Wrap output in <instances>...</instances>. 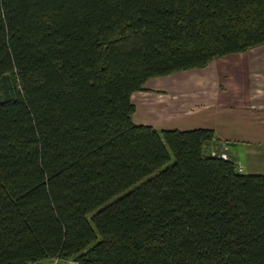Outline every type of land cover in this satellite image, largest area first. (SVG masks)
Returning a JSON list of instances; mask_svg holds the SVG:
<instances>
[{
  "label": "trees",
  "instance_id": "obj_1",
  "mask_svg": "<svg viewBox=\"0 0 264 264\" xmlns=\"http://www.w3.org/2000/svg\"><path fill=\"white\" fill-rule=\"evenodd\" d=\"M260 45L264 0H0V264H264V175L131 101Z\"/></svg>",
  "mask_w": 264,
  "mask_h": 264
},
{
  "label": "crops",
  "instance_id": "obj_2",
  "mask_svg": "<svg viewBox=\"0 0 264 264\" xmlns=\"http://www.w3.org/2000/svg\"><path fill=\"white\" fill-rule=\"evenodd\" d=\"M181 73L149 79L131 96L133 122L157 130L210 129L241 173L264 175V45Z\"/></svg>",
  "mask_w": 264,
  "mask_h": 264
},
{
  "label": "rangeland",
  "instance_id": "obj_3",
  "mask_svg": "<svg viewBox=\"0 0 264 264\" xmlns=\"http://www.w3.org/2000/svg\"><path fill=\"white\" fill-rule=\"evenodd\" d=\"M183 74H185V73H181L180 72V73H176L175 76H181ZM170 76H172V75H170ZM168 77L169 76H166V77H163V78H168ZM209 152H210L211 155H215V156L221 157L223 159H228V158L225 157L226 155H223V153L221 154V151L219 149L217 151L210 150ZM234 163L237 165V168L239 170H242V166L240 164H238L236 162H234ZM35 264H57V261L56 260H43V261L35 263Z\"/></svg>",
  "mask_w": 264,
  "mask_h": 264
}]
</instances>
